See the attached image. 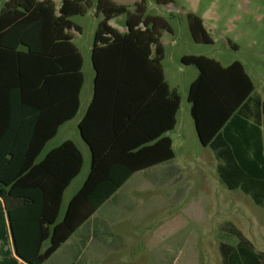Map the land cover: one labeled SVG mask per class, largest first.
I'll use <instances>...</instances> for the list:
<instances>
[{"label": "trees", "instance_id": "trees-1", "mask_svg": "<svg viewBox=\"0 0 264 264\" xmlns=\"http://www.w3.org/2000/svg\"><path fill=\"white\" fill-rule=\"evenodd\" d=\"M87 7L91 0H63L57 13L55 0H9L0 12V198L16 254L27 264H45L134 175L175 159L166 134L177 125L182 99L165 80L163 27L158 18L145 17V0L134 11L99 0L94 98L79 126L91 169L60 221L84 155L66 141L38 159L80 109L84 61L71 31L82 29L71 18ZM120 16H126L125 34L111 25ZM187 20L195 41L211 44L202 19L188 14ZM182 63L199 71L187 100L201 144L216 157L220 181L264 210V101L253 79L240 61L224 66L185 56ZM221 227V235L237 240L220 243L223 264H264V252L240 229L231 222Z\"/></svg>", "mask_w": 264, "mask_h": 264}, {"label": "rangeland", "instance_id": "rangeland-1", "mask_svg": "<svg viewBox=\"0 0 264 264\" xmlns=\"http://www.w3.org/2000/svg\"><path fill=\"white\" fill-rule=\"evenodd\" d=\"M9 0H0V12ZM63 0H55L56 7ZM134 11L138 0H109ZM146 1V18H158L161 42L165 48L162 67L166 80L181 99L178 126L173 138L177 172V196L173 189L158 186L164 174L161 169L137 175L120 191L105 209L104 218H125L114 228L120 244L111 250L104 264H223L221 242L235 244L236 239L221 235V226L231 222L264 252V210L242 191H230L220 181L213 151L201 144L187 100L191 84L199 75L195 66L182 63L185 56H206L227 66L242 62L256 86V94L264 99V0H173L168 6L156 0ZM84 15L71 20L82 29L74 32V43L81 49L85 64L84 101L90 95L93 76L91 50L102 19L99 0H91ZM199 16L211 44L197 43L190 30L187 15ZM116 28L126 27V16L112 20ZM170 29V30H168ZM77 141L86 159L84 173L67 193L69 201L88 172V147L80 140L79 131L69 127L50 148L63 138ZM89 163V165H88ZM67 211L64 205L60 221ZM112 215H116L112 218ZM116 249V250H115Z\"/></svg>", "mask_w": 264, "mask_h": 264}, {"label": "crops", "instance_id": "crops-1", "mask_svg": "<svg viewBox=\"0 0 264 264\" xmlns=\"http://www.w3.org/2000/svg\"><path fill=\"white\" fill-rule=\"evenodd\" d=\"M40 1H45V0H40ZM60 9H61V7L59 9H57V13H59ZM111 23H112V21H111ZM114 28H116V27H114ZM116 29L119 32H121L122 34H125L128 31L127 27L116 28ZM74 32H76V31H71V35H73V37H75ZM76 33H78V32H76ZM74 39L75 38H73V43H74ZM75 46L80 51V53L83 57L84 64H85L84 56H83L81 49L76 44H75ZM92 48H93V46H92ZM20 51H24V49L21 48ZM91 53H92V50H91ZM91 60H92V58H91ZM84 64H83V68H82L83 75H84ZM92 66H93V63H92ZM93 72H94L93 76L90 80V85H91L90 95L88 94L87 100L84 101V90L86 88V83H87L86 77L84 75L85 82H84V85L82 86L81 93H80V109H79L78 114L76 115V117L74 119L63 124L58 129L56 136L53 139H51L48 143H46V145H45V147H44V149H43V151H42V153L38 159V162L43 161L51 151H53L57 147L61 146L66 141H73L72 139H68L66 137V138H63L62 141L58 142L57 144L53 145L50 148V144L54 143L63 131H65V132L68 131L69 127L77 128L79 131L80 140L82 141V143L86 144V142L82 138L79 126H80V123L82 122L83 118L85 117L87 110H88L89 106L91 105L93 98H94L95 75H96L94 67H93ZM165 80H166V76H165ZM166 82H167V80H166ZM167 84L169 85L168 82H167ZM169 87H170V85H169ZM170 89L173 90L171 87H170ZM176 92L178 93L177 90H176ZM262 100L264 101L263 98H262ZM178 115H179V112L177 114V125H176L175 129L178 126ZM173 131L167 133L166 136H168L172 139L173 149H174L175 142H174L173 138L170 136V134ZM73 142L76 144V146L81 150V152L84 155V168H83L81 174L76 179H74V181L71 183L70 187L66 190L65 195H64L62 209H63L65 204H67V207H68L70 201L83 187L84 183L86 182V180L89 176L90 169H91V163H92V154H91L90 148L86 144L88 147L89 155H91L90 166H89V169H88L86 176L84 178H82V180H80V181H82V185H80L81 187H79V189H77L75 191V193L72 194V197H70V199L68 201L67 200V193H68L69 189L71 188V186L76 181H78V179H81L80 177H82V175L84 173L86 162H89V161H87L86 155H85L83 149L80 147L79 143H77V141H73ZM174 161H175V159H174ZM88 165H89V163H88ZM158 169H161L160 172H162L164 174V176L162 175L161 178L159 179L158 186H160V187L165 186V187H168L171 189H173V187H175L176 191L174 193L171 191L168 195L171 197L177 196L178 195V191H177L178 178H177V172L174 171L172 164H164L163 163V164L157 165V166L153 167L152 169L137 173L136 175H134L132 177V179L134 177H136L137 175H146V173H149V171H152V170L157 172ZM119 193L120 192H118L117 195ZM110 202L111 201H109L107 205H104L100 209V211L98 213H96L90 219L88 224L85 227H82L81 229H79L45 264H104L105 262H107L108 258L111 256V254H110L111 250L114 249L115 245L120 244V239L118 237L114 236V234H115L114 228L116 225H120L125 220V218H119L117 220L104 218L105 213H106L105 209H106V207H108ZM115 216L116 215H112L111 217L115 218ZM0 264H27L26 262L21 260L16 254L14 242H13V237H12V233H11L10 221H9L8 214H7V211H6V208H5V205H4L2 198H0Z\"/></svg>", "mask_w": 264, "mask_h": 264}]
</instances>
